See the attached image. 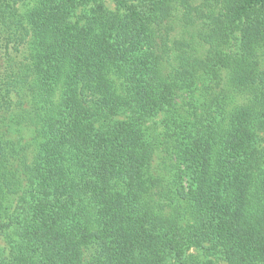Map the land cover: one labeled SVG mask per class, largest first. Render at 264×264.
Returning a JSON list of instances; mask_svg holds the SVG:
<instances>
[{"label":"trees","instance_id":"trees-1","mask_svg":"<svg viewBox=\"0 0 264 264\" xmlns=\"http://www.w3.org/2000/svg\"><path fill=\"white\" fill-rule=\"evenodd\" d=\"M32 1L0 0V264H264V0Z\"/></svg>","mask_w":264,"mask_h":264},{"label":"rangeland","instance_id":"rangeland-1","mask_svg":"<svg viewBox=\"0 0 264 264\" xmlns=\"http://www.w3.org/2000/svg\"><path fill=\"white\" fill-rule=\"evenodd\" d=\"M29 8L31 5L34 4L32 0H28ZM106 7L109 10H115V3L112 0H105ZM28 8V6H27ZM26 9V8H25ZM169 24L173 27L174 31L172 33V39L171 40H179L182 42H185L189 44V47L187 48L190 54H194L196 56H203L206 52V46L204 45L200 34H204L207 32V23L203 20H193L190 21L186 18L184 14V10L181 8H177L170 20L168 21ZM237 48V47H236ZM176 55L177 52L173 51V54L171 57L172 61L170 64H166V71H170L173 66H176ZM204 83L201 82L197 85L196 90L194 91L193 97L197 100H201V94L200 90H202ZM190 97V93L184 92L181 94L179 100L180 102L187 100ZM16 120L11 125V136L9 137L12 141L18 140L21 145L31 144L33 145L35 143V130L33 126H26V125H16ZM162 156L161 152L156 153V160L154 164L160 163V157ZM17 204L16 198H11L10 200V206L11 208ZM190 254H193L197 257V259L201 262L206 261L207 258L203 255L201 251L198 250H192L190 251ZM10 255V248L8 245V242L3 234H0V256L3 258L8 259ZM214 261V260H213ZM217 262V261H214ZM217 264H223L222 262H217Z\"/></svg>","mask_w":264,"mask_h":264}]
</instances>
